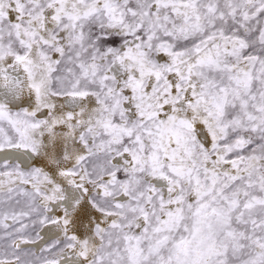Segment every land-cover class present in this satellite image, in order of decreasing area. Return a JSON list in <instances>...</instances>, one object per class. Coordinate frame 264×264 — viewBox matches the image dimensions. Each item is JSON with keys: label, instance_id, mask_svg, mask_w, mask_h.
<instances>
[{"label": "snow or ice", "instance_id": "1", "mask_svg": "<svg viewBox=\"0 0 264 264\" xmlns=\"http://www.w3.org/2000/svg\"><path fill=\"white\" fill-rule=\"evenodd\" d=\"M0 264H264V0H0Z\"/></svg>", "mask_w": 264, "mask_h": 264}]
</instances>
